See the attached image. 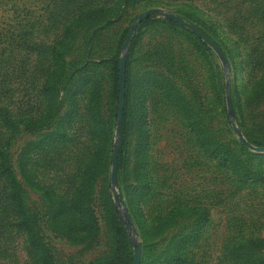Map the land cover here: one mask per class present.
<instances>
[{
    "label": "rangeland",
    "instance_id": "1",
    "mask_svg": "<svg viewBox=\"0 0 264 264\" xmlns=\"http://www.w3.org/2000/svg\"><path fill=\"white\" fill-rule=\"evenodd\" d=\"M149 7H158L162 15L140 22L123 47L133 18ZM80 10L86 15L70 25ZM163 11L187 15L210 31L231 63L222 50L218 54L192 29L167 19ZM116 54H124L127 61V119L122 136L116 134L114 116ZM90 69L108 116L107 161H102L93 183L94 229L72 239L53 229L51 205L39 184H48L53 193L67 198L73 193L74 167L68 150H77L87 140ZM156 74L171 80L183 102L181 109L158 86L148 87L146 79ZM47 79L53 89L51 98L42 103ZM71 93L75 112L66 115L72 109ZM141 102L149 132L144 163L137 162L136 114ZM0 105L18 116L8 125L0 123V150L53 264L126 263L109 224L111 211L105 210L107 183L114 210L126 226L132 257L134 246L142 244L140 264H157L170 236L190 232L203 210L208 218L199 239L187 247L189 263L223 264L228 238L264 237V150L246 145L234 130L236 125L243 136L264 142V0H0ZM47 106L45 118L36 120ZM185 114L194 121L192 127ZM52 131L59 135L50 143L31 142ZM199 132L207 144L227 156V164L201 147ZM115 143L121 150L119 181L116 176L112 183L107 176ZM54 151L62 152V157L45 158ZM23 161L32 183L23 176ZM238 168L253 176H240ZM143 184L149 193L135 204V187ZM180 201L190 210L171 213ZM13 216L10 210L0 213V264H36L28 234L10 224Z\"/></svg>",
    "mask_w": 264,
    "mask_h": 264
},
{
    "label": "trees",
    "instance_id": "2",
    "mask_svg": "<svg viewBox=\"0 0 264 264\" xmlns=\"http://www.w3.org/2000/svg\"><path fill=\"white\" fill-rule=\"evenodd\" d=\"M160 12L153 14L151 17H155ZM83 15V11L80 10L74 13L72 17V23L70 25H75ZM184 19L193 22L200 30H202L207 36L212 38L216 44L221 48L223 55L228 59V62L231 63V59L227 56V52L223 48L222 44L210 31L203 28L195 20H192L187 15H182ZM151 17H147L151 18ZM167 18V17H165ZM170 19V18H167ZM145 21V20H144ZM143 22V21H142ZM71 31V30H69ZM127 32V31H126ZM126 36V34H125ZM125 39V38H124ZM206 46V49L212 51V48L202 41ZM213 55L214 52H213ZM119 57L120 55H115V99L116 107L114 111V116L117 117V108H118V95H119V84H118V66H119ZM56 77L55 74L51 76V79L54 80ZM127 61L125 68V101L123 107V118L120 134L123 135L125 120L127 119ZM57 82L59 80L58 76L56 78ZM86 80L88 81V98L86 102L85 113L89 118L87 125V140L81 144L77 150H68L69 160L73 162L74 170L71 173L72 179L74 180L73 193L70 197L59 195L53 193L52 188L48 184H39L43 196L50 203V214L49 221L53 225V229L58 232H63L66 236L72 239L79 238V235H85L92 232L94 229L95 215L94 209L92 207L93 200V183L94 179L98 173V169L102 165V161H107L106 153V139L108 133V116L105 113V110L100 105L99 96H97V78L94 72L90 69L88 70ZM169 78L163 74H156L154 78L146 79L148 87L155 84L158 86L162 94L169 98L170 101L182 108L183 102L177 97L174 85L169 82ZM51 81L49 79L44 82L43 89L41 90V102H46L51 98V89L52 87L48 86ZM224 82H222V89H224ZM74 93L70 94V101H72V109L67 111L66 115H74ZM49 110V106L43 108L38 116L35 117L36 120L41 121L45 118ZM187 118L188 125L192 127L194 121L185 114ZM12 117V118H10ZM8 120L17 121V114L14 116L10 110L4 106L0 105V123L2 126L8 125ZM136 121L138 125V139H139V149L138 156L140 159L137 160L138 163H144L148 159V152L146 147L148 146V137L149 132L146 127V109L144 105L141 104L137 108ZM61 127V126H59ZM59 135L58 131H52L48 134H44L40 138L31 141L33 143L38 142H47L50 143L53 137ZM197 142L201 147L209 153L212 157L222 159V162L228 163V158L225 154L217 149V147L207 144L204 139L203 133L196 134ZM244 137L253 145H264V142L251 139L247 134L244 133ZM120 153L119 149L118 154V163H117V180L119 181V172L118 167L120 166ZM53 154L58 155V158L62 157V152L54 151L52 154H45V158L54 159ZM221 156V157H220ZM67 157V154L64 158ZM21 161V158H20ZM111 163V159L109 160ZM22 167L23 176L26 178V181L31 182L29 174L25 171L24 161L20 165ZM241 170H243L241 168ZM238 168L240 171V176L245 178H251L253 175L248 174ZM107 179H110L107 176ZM254 179H256L254 177ZM32 183V182H31ZM19 183L18 180L11 173L9 167L6 164V158L4 153L0 150V213L2 211H12L14 213L13 219L10 222L17 230H22L29 237L30 248L37 254L36 264H53L52 256L48 249L45 247L44 243L37 236V223L33 222V216L25 212V207L22 201L19 198ZM136 195L133 197L135 204H140L143 200V197L149 193V188L146 184L141 186H136ZM147 192V193H146ZM121 200L123 196L120 195ZM104 199L107 201L108 206L106 213L111 211V216L109 217V224L111 226L112 233L115 238L116 245H121V252L119 255H125L126 263H132V245L130 243L126 226L121 219V217L114 210V196L112 189H110L109 184L107 183L104 186ZM124 201V200H123ZM125 202V201H124ZM171 213L179 214L180 212L190 210V207L186 204L182 205L181 201L171 207ZM133 211V210H132ZM135 215L130 211V217L135 221ZM208 218V213L206 210L200 211L194 218V223L190 232L185 233L184 235L170 236L167 241L166 252L163 256L159 257L157 264H192L188 262L189 252L187 247L193 244L199 239V235L202 231V227L206 223ZM224 260L223 264H264V237L254 236V235H245V237H239L235 239H227L224 244ZM118 263V262H117ZM124 264V263H118Z\"/></svg>",
    "mask_w": 264,
    "mask_h": 264
},
{
    "label": "water",
    "instance_id": "3",
    "mask_svg": "<svg viewBox=\"0 0 264 264\" xmlns=\"http://www.w3.org/2000/svg\"><path fill=\"white\" fill-rule=\"evenodd\" d=\"M160 11L158 7H149L147 9H144L140 11L132 20L127 32L125 39L123 41V47H126L130 41V38L132 36V33L135 29V27L145 20L147 17L152 16L156 12ZM164 15L172 18L179 23L189 27L192 29L195 33H197L203 40H205L210 46H212L218 54H221L220 47L216 44V42L207 36L203 31H201L195 24L192 22L184 19L182 16L176 14L172 11H163ZM125 65H126V57L124 54L120 55L119 57V66H118V84H119V95H118V108H117V123H116V134H120L121 125H122V118H123V107H124V101H125ZM228 107L231 109V102L228 100ZM234 130L239 134L242 141L246 145H251L256 149L264 150V145H252L242 134L240 129L234 125ZM118 154H119V145L115 143L113 145L112 154H111V168H110V180L112 183L116 182V176H117V163H118ZM142 256V244L138 242L134 246L133 251V257H132V263L131 264H140Z\"/></svg>",
    "mask_w": 264,
    "mask_h": 264
}]
</instances>
